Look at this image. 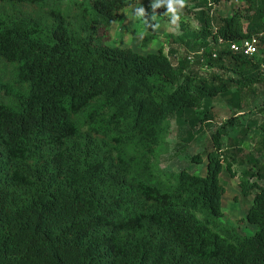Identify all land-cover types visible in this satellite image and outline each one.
I'll return each mask as SVG.
<instances>
[{
	"label": "trees",
	"instance_id": "1",
	"mask_svg": "<svg viewBox=\"0 0 264 264\" xmlns=\"http://www.w3.org/2000/svg\"><path fill=\"white\" fill-rule=\"evenodd\" d=\"M200 1V11L182 10L194 34L143 56L108 46L135 0H0V264H264V135L245 156L241 125L264 72L219 46L263 34L264 52V0H242L243 12L221 19ZM186 38L226 77L179 59L173 45ZM218 97L233 116L210 133L205 176L160 170L172 124L186 129L176 148L186 152L213 122ZM244 164L238 188L253 195L245 216L253 236L220 222V176L234 178Z\"/></svg>",
	"mask_w": 264,
	"mask_h": 264
},
{
	"label": "rangeland",
	"instance_id": "2",
	"mask_svg": "<svg viewBox=\"0 0 264 264\" xmlns=\"http://www.w3.org/2000/svg\"><path fill=\"white\" fill-rule=\"evenodd\" d=\"M136 5L121 12L117 22H115L113 28H111L110 36L111 40L108 42V46L112 48H127L139 55H148L157 53L159 49L164 48L165 52L169 48H172L170 41L172 38L181 37L186 31L187 35L194 34L197 29V23L193 19H187L183 9L179 11L180 20L173 24L172 22H164L157 16L156 9L153 10L151 4L147 3V0H135ZM200 0H185V7L195 10L196 3H200ZM148 6V8H144ZM143 7L145 10V16L138 18L136 16V9ZM245 4L242 0H229L223 2L220 5L212 7L213 16L221 19L229 17L236 12H243ZM147 10V11H146ZM184 22V30L182 31L181 23ZM155 35L157 38L153 40L146 47L142 46V40L146 36ZM173 48L178 54L179 59H184L186 54H195L201 49L199 43L189 40L188 38L180 45H173ZM176 63V62H175ZM195 73L207 77L219 76L226 77V73L223 70L217 68H209L195 64L191 66ZM228 76V75H227ZM257 92L248 94L245 97L248 112L242 116L241 125L248 129V133L245 138L243 146L244 155H249L262 140L264 132L261 129L263 125L264 114L261 110L264 109V89L256 88ZM213 113L214 119L210 124H201L202 133L194 135L189 149L186 152L177 153V143L179 142L180 135L185 130L178 129L172 124L171 134L167 138L166 146L160 152L158 158V165L160 170L168 173H177L181 170H185L190 174L204 176L206 173V157H203L207 152V148L211 147L210 133L215 131L221 123H224L227 119L233 116L231 107L228 105L225 99L218 97L213 100ZM195 114H199L195 111ZM238 131L233 130L230 132L231 137H236ZM226 139H223L225 145ZM202 156V163L196 164L192 162L191 157ZM250 167L249 164H244L241 167L235 166L233 171L236 173L234 178H231L225 171L220 176V183L225 187V195L222 199V212L224 214L220 222L223 225L234 228L241 236H253L257 228L253 225H249L245 222V216L252 204L253 195L247 198L241 196L238 183L240 181V175L243 170ZM260 185L264 183L260 182Z\"/></svg>",
	"mask_w": 264,
	"mask_h": 264
},
{
	"label": "clouds",
	"instance_id": "3",
	"mask_svg": "<svg viewBox=\"0 0 264 264\" xmlns=\"http://www.w3.org/2000/svg\"><path fill=\"white\" fill-rule=\"evenodd\" d=\"M206 1L208 3L207 7H211V12L210 13L212 15L213 14L212 7L216 6V5L212 4L209 0H206ZM225 2H228V1H225ZM222 3H220V4H222ZM220 4H218V5H220ZM194 6L196 7V5H194ZM151 7H152L153 10L159 9L161 7L165 8L166 9V14L170 15L171 22L173 24H175L176 22H178L180 20V15L178 13H179L180 10H182L185 7V0H153V2L151 3ZM200 10H201L200 8L196 7L195 12H198ZM136 16L138 18L145 16V10H144L143 7H140V8L136 9ZM228 45H230V44H227L223 40L219 41L220 48L224 47V46H228ZM204 54H205V49L203 47H201V49L199 51H197L195 54H191V53L186 54L185 56H186V60H187V63H188L187 65L194 66L195 64H198L200 66L207 67L205 65V60L203 58ZM213 55H215L216 58H217V54L216 53H212L211 54V58L212 59H216V58L212 57ZM179 56H180V54H179ZM189 57L192 58V61L188 60ZM207 69L209 71V68H207ZM199 176H201V175H199ZM204 176H202V177H204Z\"/></svg>",
	"mask_w": 264,
	"mask_h": 264
},
{
	"label": "built area",
	"instance_id": "4",
	"mask_svg": "<svg viewBox=\"0 0 264 264\" xmlns=\"http://www.w3.org/2000/svg\"><path fill=\"white\" fill-rule=\"evenodd\" d=\"M263 34L251 37L240 43H232L228 45L230 51L236 54L243 55L248 58H255L259 62L261 72H264V52L260 49V38ZM216 58L215 55L212 56ZM189 61H192V58H188Z\"/></svg>",
	"mask_w": 264,
	"mask_h": 264
}]
</instances>
